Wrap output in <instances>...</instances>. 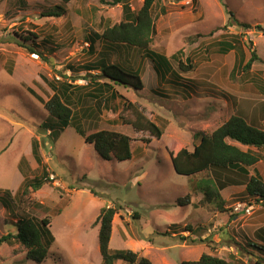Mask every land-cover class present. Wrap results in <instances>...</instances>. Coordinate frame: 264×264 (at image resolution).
<instances>
[{"label":"rangeland","instance_id":"obj_1","mask_svg":"<svg viewBox=\"0 0 264 264\" xmlns=\"http://www.w3.org/2000/svg\"><path fill=\"white\" fill-rule=\"evenodd\" d=\"M129 3L133 11L143 0ZM59 4L0 0V195L8 202L7 207L0 203V238L15 234L18 219L25 218L36 222L48 218L45 230L53 237L42 257L12 241L1 243L0 264H102L95 221L99 211L110 206L118 210L109 242L112 252L129 250L152 264H181L202 254L233 264L264 261L262 241L254 237L259 230L264 233V205L252 204L250 216L235 215L231 204L242 201V192L235 189L239 185H229L227 193L217 191L210 179L213 169L193 177L177 175L168 155L174 144L192 151L199 136H209L235 113L248 115L247 121L252 118L264 130V119L257 115L264 105V0H159L153 6L155 34L150 49L167 58L178 53L193 66L179 75L172 62L173 73L163 79L136 49L109 50L97 40L90 51L87 37L122 21L120 5L71 0L64 16L45 17ZM232 38L239 44L237 50L227 54L217 50L216 44ZM253 52L255 60L246 72L243 67ZM101 58L140 76L144 89H114L162 129L160 140L116 124L118 115L131 119V113H121L116 103L113 110L99 111V99L85 96L90 88L76 89L104 81L96 77L98 71L89 75L82 67ZM62 84L71 86L69 99L75 102L74 117L66 128L49 117L41 103L59 95ZM103 93L107 97L110 91ZM48 122L59 131L53 137L43 128ZM101 130L131 138L132 158L101 159L84 142V135ZM33 140L41 165L31 155ZM23 157L31 165L22 167L27 171L24 179L30 182L45 171L47 182L21 196L23 203L17 205L16 173ZM258 169L264 180V161ZM207 188L219 196L199 204ZM229 193L230 216L216 209ZM187 194L191 203L185 205L182 199ZM232 231L233 237L227 233Z\"/></svg>","mask_w":264,"mask_h":264},{"label":"trees","instance_id":"obj_2","mask_svg":"<svg viewBox=\"0 0 264 264\" xmlns=\"http://www.w3.org/2000/svg\"><path fill=\"white\" fill-rule=\"evenodd\" d=\"M60 4L56 6L54 12H46L45 17H62L64 16L66 5L71 0H57ZM131 0H100L104 5L117 6L122 8V21L113 26H106L101 34L92 33L87 37L88 47L93 50L96 41H100L104 48L113 46H122L125 49H136L141 52L153 64V69L160 79L170 76L172 71L171 63L176 64L175 74H187L192 70V64L189 60L182 61L178 57V53L165 57L164 55L155 53L150 49L152 38L155 34L153 6L158 4L159 0H143L142 5L133 10L131 9ZM194 0H191V2ZM161 13H165L163 6L160 7ZM238 42L235 38L229 41L216 44L223 54L238 49ZM31 51V50H29ZM179 52V51H178ZM34 54V52H32ZM255 60L254 52L251 58L244 65L243 69L247 72L250 69L251 63ZM86 73L90 75L91 71H98L99 79L104 80L100 85L91 82L87 86H80L76 89L86 91L88 88L90 92H85V96L97 101L99 111L108 112L113 110L116 103L121 113L130 112L131 119H125L122 115H118L114 122L121 125L131 126L138 133H148V135L156 140H160L163 131L153 121L148 119L134 103L129 102L124 96L120 95L114 88L115 86H125L139 91L144 89V85L140 76L137 73L125 71L115 63H108L106 59H99L94 64L82 66ZM81 67V68H82ZM137 72V71H136ZM262 82L264 85V73L262 75ZM61 90L59 95L54 93L47 101L42 102L44 110L49 117L55 119L62 128L70 125L74 117L70 100L67 102L63 100V90L71 89L70 85H60ZM95 86L94 88H91ZM102 89H104L102 91ZM109 90L110 94L106 97ZM101 91V92H100ZM104 95L103 98H101ZM243 114L235 113L229 117L221 126L217 127L209 136H199V143L193 147L192 151L181 147H171L169 161L174 172L177 175L185 177H193L204 172L212 170L210 179L214 180L213 185L216 184L217 191H222L229 185L244 186V191L241 193V200L248 204L252 201L256 204L264 205V180L258 169V164L264 161V130L261 128L248 124L243 118ZM54 124H44L43 128L49 132L48 136H55L59 131H53ZM198 135L195 134L196 138ZM84 142L93 146L94 151L104 161H111L113 159L123 162L132 158L131 142L132 139L126 135L113 131H93L84 135ZM31 151L33 157L38 165H41V156L39 147L35 140L31 143ZM24 160L20 161V167L23 166ZM252 169V172L250 171ZM47 182V173L42 172L38 178L32 181L24 179L23 184L19 187L18 192L15 193L14 199H17V205H22L21 196H27L31 192H36L40 189L43 183ZM215 189L212 191L206 189L202 192L203 196L198 202L199 204H209L218 197V192ZM0 195V203L7 207V199H3ZM183 203L190 204V195H186ZM177 202H181L177 200ZM236 202H238L236 200ZM234 202V203H236ZM233 203V204H234ZM231 204V207L232 205ZM225 202L217 204L216 209L218 213L229 215V210L224 207ZM118 210L113 207H105L99 211L96 218L98 229V249L101 256L102 264H117L122 262L125 264H152L148 259L140 257L138 253L129 250L111 251L109 249L110 236L112 231V222ZM230 216V215H229ZM134 217H137L134 216ZM50 220L48 218L36 222L30 218L18 219L17 232L15 234H8L0 238L1 243L14 242L25 248L29 253L41 254V257L47 252V245L52 242L53 237L45 230L49 226ZM257 240L262 241L264 246V233L261 230L254 233ZM183 239V238H180ZM185 239V238H184ZM183 239V240H184ZM12 241V242H11ZM200 241V240H199ZM198 241V242H199ZM247 246H249L247 244ZM181 264H233L218 257L202 254L196 261L182 262ZM255 264H264V261L257 260Z\"/></svg>","mask_w":264,"mask_h":264},{"label":"crops","instance_id":"obj_3","mask_svg":"<svg viewBox=\"0 0 264 264\" xmlns=\"http://www.w3.org/2000/svg\"><path fill=\"white\" fill-rule=\"evenodd\" d=\"M37 57V56H36ZM80 87V86H79ZM81 92H82V90H81ZM71 94H72V91H70V90H63V92H62V96H63V100L65 101V102H67L68 101V99H69V97L71 96ZM70 100V103L69 104H71V106L72 105H74L75 104V102H74V100H71V99H69ZM257 115H258V117L259 118H261V119H264V105L262 106V109H259L258 110V112H257ZM243 118L246 120V122L248 123V124H251V125H254L253 124V121H252V118H250V119H248V120H250V122L249 121H247V117H248V115H247V117H246V114H244L243 113ZM264 121V120H263ZM254 126H256V125H254ZM31 153H32V151H31ZM31 155H33V154H31ZM24 161V164H23V166H21V168H20V162H19V165L17 166V173H16V175L18 176V180L20 181V184H19V187H20V185L23 183V181H24V175L27 173V171H25L26 169H23L22 167H25V168H28V169H30V160L29 159H27V158H22ZM33 159H34V157H33ZM34 162L36 163V161H35V159H34ZM37 164V163H36ZM30 165V166H29ZM38 165V164H37ZM251 172H252V169L250 170ZM18 187V188H19ZM226 189H228V188H225L224 190H225V192L227 193L228 192V190H226ZM235 189H238L239 191H241V192H243L244 191V186H240V187H237V188H235ZM221 192V191H220ZM240 192V193H241ZM230 198H231V195H230V193L227 195V197H224V199H225V205H224V207L225 208H227V201H230ZM261 208V207H260ZM262 209V208H261ZM260 211V210H259ZM235 220H237V218H235L233 221H231L232 223H234V221ZM228 233V235L230 234V236L231 237H233V231L232 232H227ZM244 237V236H243ZM229 240H230V238L229 237H227ZM215 239H217V240H220V236H215ZM228 240V241H229ZM234 240L237 242V243H240V238L239 237H234ZM241 244V243H240ZM242 245V244H241ZM243 246V245H242ZM230 248V251H233V249H232V247H229ZM235 254L237 255V251L235 252Z\"/></svg>","mask_w":264,"mask_h":264},{"label":"built area","instance_id":"obj_4","mask_svg":"<svg viewBox=\"0 0 264 264\" xmlns=\"http://www.w3.org/2000/svg\"><path fill=\"white\" fill-rule=\"evenodd\" d=\"M256 203H247L244 201H238L232 205V211L235 215L250 216L253 214V205ZM257 205V204H256Z\"/></svg>","mask_w":264,"mask_h":264}]
</instances>
